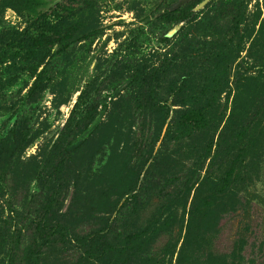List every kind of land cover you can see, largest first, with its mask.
I'll list each match as a JSON object with an SVG mask.
<instances>
[{"label":"rangeland","instance_id":"374dc122","mask_svg":"<svg viewBox=\"0 0 264 264\" xmlns=\"http://www.w3.org/2000/svg\"><path fill=\"white\" fill-rule=\"evenodd\" d=\"M45 1L49 8L64 0ZM160 1L84 0L85 16L91 17L101 33L93 42L72 44L64 57L66 71L44 88L31 89L35 77L29 64L0 63V264L96 263L87 260L79 239L103 227L101 216L115 220L111 235L122 232L127 236L142 231L163 209L174 214L172 232L153 236L148 249L125 264H176L186 233V207L189 211L198 193L206 194L207 187L198 186L204 179L224 174L227 160L206 157L211 138L181 143L166 138L165 125L156 116L150 117L151 124L148 118L144 121L129 100L130 91L122 90L124 61L145 57L158 61L173 49L180 26H164L155 20L162 9ZM260 8L263 0H252L249 5L252 13ZM25 25L12 7L0 9V29L21 30ZM90 81L96 87L95 120L77 129L70 137L73 144L60 150L64 125ZM159 95L171 103L164 88ZM221 128L212 136L213 153ZM25 136L31 139L27 146H23ZM262 142L242 180L219 205L216 220H205L211 232L217 231L213 264L232 260L264 264V138ZM193 145L195 157L190 154ZM128 165L138 166V182L118 185ZM188 170L195 172L200 183H192L186 196V189L182 190ZM172 177L180 180L168 182ZM110 187L113 196L103 198L102 191ZM133 193L138 195L136 204ZM44 215L51 225L61 224L65 233L53 228L51 244L39 247L37 224ZM188 248L186 255L196 264L209 257L206 252H195L192 244Z\"/></svg>","mask_w":264,"mask_h":264},{"label":"trees","instance_id":"16d2710c","mask_svg":"<svg viewBox=\"0 0 264 264\" xmlns=\"http://www.w3.org/2000/svg\"><path fill=\"white\" fill-rule=\"evenodd\" d=\"M168 1H160L162 9L155 20L164 26H180L173 49L158 61L154 57L124 61L120 79L124 82L122 90L130 91L128 97L136 113L144 121L148 118L150 124V117L156 116L155 119L166 127V138L176 143L211 138V145L205 147L206 157L227 160L224 174L217 179L206 178L200 183L195 172L188 170L182 190L186 189L187 196L192 183L199 182L198 186L207 187L205 195L204 192L196 195L189 211L186 207V233L176 264H196L186 255L190 244L196 248L195 252H206L209 256L203 264H213L211 258L215 254L217 231L211 232L205 220H216L219 205L247 172V163L258 156L263 146L264 0L263 9L253 13L249 10L252 0H211L198 11L195 8L202 0H189L174 9L180 0ZM46 6L45 0H0L1 10L12 7L26 22L21 30L14 26L0 29V63L29 64L31 75L35 77L32 90L44 88L46 83L66 71L64 57L72 44L93 42L101 33L92 24L91 17L85 16L84 0H64L52 7ZM167 76L171 78L167 80ZM162 88L167 91L171 103L168 97L159 95ZM95 90V84L90 81L79 95L60 135L63 141L60 150L65 151L73 144L70 137L77 129L89 127L95 120L98 111V103L93 98ZM220 128L213 153L212 136ZM23 140V146L31 142L26 136ZM195 147L193 145L190 151L193 157L197 152ZM138 178V166L128 165L117 184L127 186L138 182ZM179 180V177H172L168 182ZM113 187L103 190L102 197L113 196ZM161 192L164 196L165 191ZM137 196V193L132 194L134 204ZM166 212L163 209L142 231L127 236L122 232L111 235L115 220L111 222L101 216L103 227L79 239L87 260L99 264L130 262L135 254L148 249L153 236L172 232L174 214ZM53 228L60 234L65 233L61 224L51 225L44 215L37 224L42 240L39 247L51 244ZM184 228L182 222L181 232ZM230 264H236L235 260Z\"/></svg>","mask_w":264,"mask_h":264},{"label":"water","instance_id":"95a60500","mask_svg":"<svg viewBox=\"0 0 264 264\" xmlns=\"http://www.w3.org/2000/svg\"><path fill=\"white\" fill-rule=\"evenodd\" d=\"M189 0H180L172 9L180 7L187 3ZM211 0H202L195 8L196 11L204 8Z\"/></svg>","mask_w":264,"mask_h":264}]
</instances>
